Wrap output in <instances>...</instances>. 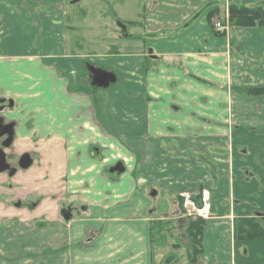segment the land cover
<instances>
[{
    "label": "crops",
    "instance_id": "obj_1",
    "mask_svg": "<svg viewBox=\"0 0 264 264\" xmlns=\"http://www.w3.org/2000/svg\"><path fill=\"white\" fill-rule=\"evenodd\" d=\"M134 1L147 50L107 54L90 38L77 50L96 27L81 28L75 0H0L15 157L0 173V264H260L262 239L235 226L264 217V94L250 95L264 90V28L217 37L204 10L227 0ZM239 3L264 13V0ZM90 61L117 82L93 87ZM203 189L212 217L196 256L181 195Z\"/></svg>",
    "mask_w": 264,
    "mask_h": 264
},
{
    "label": "rangeland",
    "instance_id": "obj_2",
    "mask_svg": "<svg viewBox=\"0 0 264 264\" xmlns=\"http://www.w3.org/2000/svg\"><path fill=\"white\" fill-rule=\"evenodd\" d=\"M124 1V0H118L116 3L114 0H75V4L68 6L69 10H71L72 12H77L79 14H77L78 17V21L80 24H85L84 26L80 25L81 28H91V27H96L99 28L101 25L105 26V30H103V32H98L95 31L97 30L96 28L93 29H89V33H84V37H82V34H76V42H77V50H83L85 52V50L87 51L89 47V45L85 44L84 41H86L88 43L89 38L92 41L91 43V49H89L90 52H104L107 51V54H131L134 53L136 51L138 52H142L144 46H146V43L144 41V43H141V40H139L138 37H140L142 34V32L144 33V30L140 29H133V27L129 24V22H134L136 21V15H135V10L138 9L141 10L142 7V2H140L138 5L134 0H130V2L126 3V2H122L121 5H123V11H117V9H119V2ZM142 1V0H139ZM240 0H227V6L225 7V3L222 4L224 11L222 12V16L226 21L228 22V17H227V7L229 8L231 5H235L238 6L240 5L239 3ZM215 2V1H213ZM129 6V9H125L126 6ZM220 4V3H217ZM216 3L213 5H217ZM210 6V5H209ZM206 9V8H205ZM205 11V10H204ZM100 12L104 13L106 16V21L103 19H101L100 16ZM82 14L86 15V17H84ZM115 16H117V20L115 19ZM122 17V18H121ZM141 18L143 19V16L141 14ZM83 20V21H82ZM119 20V21H118ZM122 20V21H120ZM79 29V30H83V29ZM233 28L230 26H227V28L225 29V33L226 36L228 35L229 30ZM264 28V27H262ZM98 35H101L100 41L101 44L98 43H93V42H97V37ZM86 36V37H85ZM161 36V33L158 34V37ZM223 37V38H225ZM147 36L144 37L143 40H147ZM233 45L230 44V49H229V55H232L233 50H232ZM84 48V49H83ZM106 48V50L104 49ZM144 50L146 51V47L144 48ZM95 61H90V64H86V65H90L91 67L94 68H101V67H97L94 66L92 63H94ZM151 66L154 65V62L150 63ZM109 70V69H108ZM86 75L88 77H90L89 73L87 72ZM95 101H97V98H95ZM2 113L0 112V115ZM0 150L3 151V147L0 148ZM262 244L264 243V239H262ZM247 256L248 255H243L242 258H239L238 261L236 262V264H252L253 262H251V260H247ZM258 258L260 259V264L261 261H264V252L263 251H259L257 254Z\"/></svg>",
    "mask_w": 264,
    "mask_h": 264
},
{
    "label": "trees",
    "instance_id": "obj_3",
    "mask_svg": "<svg viewBox=\"0 0 264 264\" xmlns=\"http://www.w3.org/2000/svg\"><path fill=\"white\" fill-rule=\"evenodd\" d=\"M226 7V6H225ZM224 7V8H225ZM224 8L221 4L207 6L205 11L208 15L209 26L217 37H225L226 33L219 32L213 21L218 20L222 26L238 27V28H254L256 26H264V13L262 7L247 8L243 6L231 5L228 8V23H226L225 17L223 19L222 12ZM130 24V23H129ZM131 25V24H130ZM264 94V90H253L250 95L260 96ZM196 201L199 202L198 198ZM206 222L197 219L191 222L189 227L190 237L192 243L198 249L196 250V256L202 251L200 250V244L202 240L203 230ZM236 238L244 242H253L255 240L264 238V219L260 220H245L239 221L235 226Z\"/></svg>",
    "mask_w": 264,
    "mask_h": 264
},
{
    "label": "built area",
    "instance_id": "obj_4",
    "mask_svg": "<svg viewBox=\"0 0 264 264\" xmlns=\"http://www.w3.org/2000/svg\"><path fill=\"white\" fill-rule=\"evenodd\" d=\"M218 28L222 30L219 25ZM183 200L186 217L201 220H209L211 218L212 204L211 194L209 191L204 190L201 192L199 202H196L193 195L190 194H184Z\"/></svg>",
    "mask_w": 264,
    "mask_h": 264
},
{
    "label": "water",
    "instance_id": "obj_5",
    "mask_svg": "<svg viewBox=\"0 0 264 264\" xmlns=\"http://www.w3.org/2000/svg\"><path fill=\"white\" fill-rule=\"evenodd\" d=\"M91 73L97 74V75H95L93 85H96L98 87L108 88L111 84H115L117 82L114 74H108L106 72H100L99 70H96L94 68L91 69ZM2 121L3 120L0 119V122H2ZM10 142L11 141H9V144H10ZM8 145H7V147H8ZM5 146L6 145L3 144V147H5ZM8 169H9V165L7 164V161H6V155L4 154V151L0 150V173L5 172Z\"/></svg>",
    "mask_w": 264,
    "mask_h": 264
},
{
    "label": "flooded vegetation",
    "instance_id": "obj_6",
    "mask_svg": "<svg viewBox=\"0 0 264 264\" xmlns=\"http://www.w3.org/2000/svg\"><path fill=\"white\" fill-rule=\"evenodd\" d=\"M91 66H89V68H87V71H88V73H89V75H90V79H91V81H92V86L93 87H95V88H97L98 86H96V85H93V83H94V78H95V75H97V74H94V73H91ZM97 70H99L100 72H106V73H108V74H110V72H108L109 70H106V69H97ZM0 119H2L3 120V117L0 115ZM12 128H10L8 125H6V123L4 122V120L2 121V122H0V148H2L3 147V144L4 145H6L5 147H3V151H4V153L6 154V161H7V164L10 166V165H12V163H13V159L15 158L14 157V155H12V154H7L6 152H5V150H6V148H7V145L9 144V141H10V139H11V136L13 135L12 134ZM5 133V134H4ZM263 219H264V217H263ZM264 239V238H263ZM259 240H261V239H259Z\"/></svg>",
    "mask_w": 264,
    "mask_h": 264
}]
</instances>
